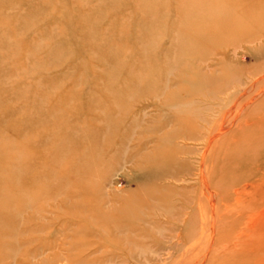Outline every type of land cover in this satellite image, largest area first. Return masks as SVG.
<instances>
[{
  "label": "rangeland",
  "instance_id": "rangeland-1",
  "mask_svg": "<svg viewBox=\"0 0 264 264\" xmlns=\"http://www.w3.org/2000/svg\"><path fill=\"white\" fill-rule=\"evenodd\" d=\"M0 264H264V0H0Z\"/></svg>",
  "mask_w": 264,
  "mask_h": 264
},
{
  "label": "bare ground",
  "instance_id": "bare-ground-1",
  "mask_svg": "<svg viewBox=\"0 0 264 264\" xmlns=\"http://www.w3.org/2000/svg\"><path fill=\"white\" fill-rule=\"evenodd\" d=\"M253 84H254V82H253ZM260 89V88H259ZM263 91V90H262ZM260 93V92H259ZM199 94V93H198ZM161 98V97H160ZM172 100V99H171ZM169 101V100H168ZM212 107V106H211ZM210 109V108H209ZM212 132V131H211ZM218 138V137H217ZM79 141V140H78ZM19 155H21V154H19ZM75 179V178H74ZM72 181V180H71ZM209 186V185H208Z\"/></svg>",
  "mask_w": 264,
  "mask_h": 264
}]
</instances>
